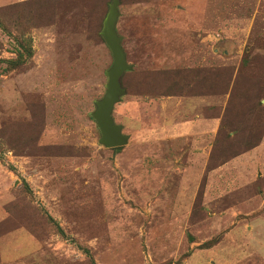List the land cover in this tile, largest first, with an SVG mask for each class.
I'll use <instances>...</instances> for the list:
<instances>
[{
    "label": "rangeland",
    "instance_id": "374dc122",
    "mask_svg": "<svg viewBox=\"0 0 264 264\" xmlns=\"http://www.w3.org/2000/svg\"><path fill=\"white\" fill-rule=\"evenodd\" d=\"M111 2L0 0V264H264V0H120L107 149Z\"/></svg>",
    "mask_w": 264,
    "mask_h": 264
},
{
    "label": "water",
    "instance_id": "95a60500",
    "mask_svg": "<svg viewBox=\"0 0 264 264\" xmlns=\"http://www.w3.org/2000/svg\"><path fill=\"white\" fill-rule=\"evenodd\" d=\"M119 5L120 0H112L101 32L113 56V64L106 72L105 95L103 99L95 103V111L91 114L100 133V144L107 149L123 147L129 139L128 136L123 135L122 127L116 125L112 117L115 106L120 103V99L125 95V89L121 85V77L132 70V66L127 64L126 54L121 45L122 38L118 36L116 31Z\"/></svg>",
    "mask_w": 264,
    "mask_h": 264
},
{
    "label": "trees",
    "instance_id": "16d2710c",
    "mask_svg": "<svg viewBox=\"0 0 264 264\" xmlns=\"http://www.w3.org/2000/svg\"><path fill=\"white\" fill-rule=\"evenodd\" d=\"M122 85V84H121ZM117 150H119V149H117Z\"/></svg>",
    "mask_w": 264,
    "mask_h": 264
}]
</instances>
